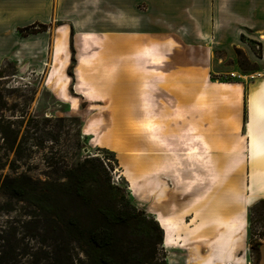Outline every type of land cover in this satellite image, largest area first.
Here are the masks:
<instances>
[{"label":"rangeland","instance_id":"rangeland-1","mask_svg":"<svg viewBox=\"0 0 264 264\" xmlns=\"http://www.w3.org/2000/svg\"><path fill=\"white\" fill-rule=\"evenodd\" d=\"M36 1L24 3L37 8ZM64 1L43 0L45 22L22 27L24 36L46 33L44 40L30 38L31 53L22 69L13 60L0 63V185L5 178L19 174L33 180L56 181L66 166L86 157H98L111 170L112 182L127 193L138 209L149 217L171 219L170 224L157 219L164 229L160 252L167 264H218L219 258L222 264H264V191L247 186L244 156L230 153L232 139L227 129H236V121L223 122L228 121L223 115L231 109L234 92L225 93L222 100L203 98L200 106L193 97L187 101L179 94L177 99L168 100L159 95L154 106L137 109L134 91L124 90L122 83L123 77L132 80L139 74L123 75L120 93L102 92L105 87H117L114 80L118 81V72L101 71L100 52L85 59L88 40L80 39L93 38L85 33L77 35V44L71 40L64 73L74 79L73 72L79 71L81 77L95 84L100 98L96 101L78 95L88 96L90 92L82 89L86 88L82 81L78 88L70 87L76 99L63 102L55 95L61 74H47L52 59L49 43L63 38V30L68 29L62 27L63 21L55 20ZM90 31L83 25L72 28L69 35L73 38L76 32ZM20 39L15 41L16 51L25 38ZM243 41L261 55L256 45L247 38ZM43 46L44 51L40 48ZM95 49L100 51V47H91L87 54ZM215 57L227 71H233V67L244 72L255 68L243 48H235L232 53L217 52ZM43 60L46 70L39 71ZM145 66L149 68L150 64ZM228 75L207 74V79L230 83L235 76L230 72ZM208 88L206 98H212V86ZM143 91L149 96V90ZM183 107L184 113L177 111ZM140 109L157 113L153 114V122L140 120L136 114ZM244 194L252 196L245 206L241 201ZM8 202L0 189V225L23 217L22 205L14 201V211H7ZM229 208L236 211L233 217L242 213V218H232L237 221L235 232L227 231L223 222H218L221 212ZM184 221L190 223L191 229ZM219 233L220 244L214 242Z\"/></svg>","mask_w":264,"mask_h":264},{"label":"crops","instance_id":"crops-1","mask_svg":"<svg viewBox=\"0 0 264 264\" xmlns=\"http://www.w3.org/2000/svg\"><path fill=\"white\" fill-rule=\"evenodd\" d=\"M65 1L57 9L55 20L63 21L62 27L68 29L63 30V38H54L49 43L52 59L47 76L61 74L60 86L55 87L58 94L55 95L66 103L74 101L76 98L70 94V87L78 88V84L83 81L86 88L82 89L90 91L88 96L75 93L94 100L100 98L95 84L81 77L79 71L73 72L74 79L64 73L69 61L71 40L77 44V35L85 33L93 37L80 39L88 40L85 59H91L93 54L100 52L103 60L101 71L105 74L116 69L118 72V81L114 80L118 83L117 87H109L108 90L105 87L102 92L120 93L123 75L139 74L132 80L123 77L122 83L124 90L134 91L137 109L154 106L159 95L168 100L177 99L179 94L187 101L193 97L192 100L200 106L203 98L211 100L221 97L222 100V97H226L225 93L234 92L230 100L231 109L223 115V119L228 120H223L225 123L236 121V129H227L228 137L232 139L230 153L244 156L249 189L264 191V0ZM36 2L37 8L26 5L24 0H0V63L13 60L18 69H22L31 53L30 38L45 39V32L28 36L21 32L22 27L35 21L45 22V7L42 8L43 12L41 10L43 0ZM83 25L91 31L76 32L70 38L69 31ZM20 38L25 39L16 51L15 41H21ZM243 38L256 45L261 55ZM95 42L99 43L98 46ZM91 47H100V51L95 49L87 54ZM40 48L45 50L44 46ZM235 48L246 50L255 64L253 70L244 72L234 67L233 71L223 69L215 54L222 51L232 53ZM146 62L150 64L149 68H146ZM39 67V71H45L46 60ZM229 72L235 75L230 83L207 79V74L229 76ZM209 86H212V98H206ZM144 89L149 90V96ZM177 111L184 113L185 110L183 107ZM150 112L152 116L157 114L152 110ZM201 138L204 137L198 136V139ZM213 167L216 166L213 164ZM251 197L242 195L243 206ZM234 211L229 208L218 216V222H223L229 232L236 231L233 229L237 221L232 218H242V213L233 217ZM159 217L155 216V219ZM187 224L188 229H191L190 223ZM220 235L222 233L216 236L214 242L221 243ZM222 260L217 259L218 264H222Z\"/></svg>","mask_w":264,"mask_h":264},{"label":"trees","instance_id":"trees-1","mask_svg":"<svg viewBox=\"0 0 264 264\" xmlns=\"http://www.w3.org/2000/svg\"><path fill=\"white\" fill-rule=\"evenodd\" d=\"M106 166L86 157L56 181L5 178L6 210L15 201L23 217L0 225V264H167L163 228L112 182Z\"/></svg>","mask_w":264,"mask_h":264},{"label":"bare ground","instance_id":"bare-ground-1","mask_svg":"<svg viewBox=\"0 0 264 264\" xmlns=\"http://www.w3.org/2000/svg\"><path fill=\"white\" fill-rule=\"evenodd\" d=\"M137 114L140 116V120L151 123L153 122V116L150 110H140L137 112ZM170 220L168 218H162L161 221H163L165 224H170ZM227 264V263H226ZM231 264V263H228Z\"/></svg>","mask_w":264,"mask_h":264},{"label":"built area","instance_id":"built-area-1","mask_svg":"<svg viewBox=\"0 0 264 264\" xmlns=\"http://www.w3.org/2000/svg\"><path fill=\"white\" fill-rule=\"evenodd\" d=\"M233 76H235V75H233Z\"/></svg>","mask_w":264,"mask_h":264}]
</instances>
